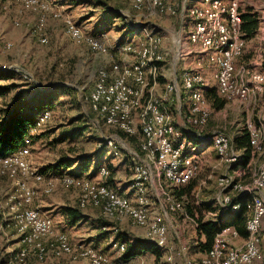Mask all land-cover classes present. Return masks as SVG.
I'll return each instance as SVG.
<instances>
[{"label": "rangeland", "instance_id": "obj_1", "mask_svg": "<svg viewBox=\"0 0 264 264\" xmlns=\"http://www.w3.org/2000/svg\"><path fill=\"white\" fill-rule=\"evenodd\" d=\"M41 1L43 5L27 9L19 0H0V69L11 71L3 80H0V85H14L8 93L0 97V107L12 104L19 92L28 91L24 95L26 105L30 101L37 100L39 103L42 102L41 106H38L41 107V111L46 110L40 116L36 126L30 130L33 136V139L30 137V153L22 158V167L4 168L0 162V264H7L8 257L20 245L21 234L11 219L10 205L11 201H22V182L34 194L27 206L38 208L43 214L47 209L53 210L52 214L58 226V229L55 228L53 221L52 231L37 242L38 244L41 242L46 248L43 261H39L33 255L32 249V254L28 258L29 264H72L83 259L91 264L87 258L81 256V251L86 246L108 256V262L104 264H115L111 262L117 260L120 264H129L123 259L126 249L124 253L119 254L115 250L117 247L115 246V249L112 247L116 243H124L127 248V243L104 238L108 235L110 238H115L118 230H126L133 235L131 224L128 223V226L123 222L129 217L108 218L102 213L100 205L94 203L83 205L86 187L92 182L100 184L104 182L94 181L90 177L89 180H92L88 181L73 172L86 171L91 167L94 172L107 176L111 174L110 166L115 167L122 162H130L132 170L127 168L130 163H124V167H119L115 177L117 181L125 182L133 171V177L129 182L134 184V167L142 165L141 159L151 167V176L153 169L159 172L140 151L141 132L138 131L134 135L138 138L136 145L131 138L125 137L121 130L109 126L98 118L86 99L101 70L110 69L114 63L135 60V53L125 51L128 45L130 43L137 45L135 48L137 50L151 35L161 37L162 51L163 54L165 53L164 62L160 64L162 65L161 75L157 78L153 92L157 96H164L167 85L178 79L179 92L174 93L173 99L170 96L169 101L164 102V107L168 110L166 113L172 117L170 120L179 130L184 131V137L190 143L188 145L190 154L202 161L201 169L191 182L194 187L191 193L178 195L182 188L169 187L173 196L184 202L188 215L194 214L204 220H215L221 211L219 206H223L220 194L226 189L222 179L226 178L227 174L240 187L254 189L258 167L264 162V133L261 132L256 140L258 143H254L248 167L241 173H234L230 168L231 165L228 166L226 158L217 153L210 140L200 141L188 132L202 129L201 133H204L205 137L215 133L230 136L228 138H232V153H240L233 145V138L244 128L247 130L248 122L257 128L264 122V91L247 100L226 98L227 102L221 109H215L208 100L206 108L209 119L202 128H197L188 122L189 113L186 110L192 104L189 97L184 103L180 98L182 86L179 83V76L181 72L183 75L185 69H198L204 76L206 90L215 89L217 92L218 80L215 76V67L209 63L198 64L196 60L197 56V58L202 56V52L199 44H194L189 39L190 20L187 17V9L191 5H196L205 16L214 13L213 17L218 19L222 17L220 11H214L215 9L213 10L210 3L205 0H165L166 6L162 8L152 6L150 1L146 0L141 9H134L131 0ZM241 1L243 11L252 10L259 15L260 25L255 37L243 41L242 52L234 60L233 75L239 84H254L258 76L264 77V0H224L226 6L232 2L238 4L239 20ZM168 6L176 10V13H172ZM224 17L228 18L227 15ZM43 21V27L38 29L39 23ZM74 25L80 26L85 38L99 39L98 41L107 48V51L98 52L87 40L75 41L70 33ZM186 41L190 42L187 48L184 45ZM203 60L206 61L205 56ZM236 73L239 76L244 75V79L250 76L251 81L241 82ZM46 90L56 92L47 100L48 103L42 99V94ZM27 112L37 114L38 110L28 107ZM194 140L197 141L194 142ZM259 143L262 146L261 149L258 148ZM199 144L201 149L197 148L198 151L196 146ZM206 148L210 151L202 156L201 151ZM213 150L215 153L211 152ZM70 168L72 171H65ZM55 170L63 171L54 172ZM39 173L44 175V181L35 180L33 174ZM55 174L64 175L56 178ZM149 183L146 184L149 186ZM62 187H76L74 198L70 201L73 206L77 204L78 198L81 208L93 205V207H99L100 211L86 210L85 212L90 214L87 223H82L74 229L64 228V224L61 223L62 217L58 215L62 206L56 203L57 198L61 197ZM170 190L164 188V191L169 193H171ZM236 192L232 190V195ZM164 195L161 193L157 198H160L159 203L162 204L163 209H166L167 202L170 206V201L165 193ZM249 209L251 212L250 205ZM171 211H168L167 216L171 218L172 225L169 226L165 241H169L170 245L174 246L173 264H186L185 261L191 258H193L190 260L191 264H204L203 257L198 259L199 255H195L199 252L190 249V246L199 238L196 221H191L192 218H187L182 212ZM160 212L163 213L164 210ZM166 221L168 222L167 219ZM130 223L139 227L133 221ZM166 227L168 228L167 225ZM140 228L145 230L147 238L153 239V234L148 227ZM100 232L104 237L98 236ZM104 232L106 233L103 234ZM59 234L66 236L72 245V253L65 254L59 251L57 241ZM262 236L264 238V230H262ZM91 242L97 247L90 245ZM109 242L113 251L111 254L105 248ZM166 245V242L158 245L164 252L160 258L148 254L139 258L138 264H157L156 261H161L162 257H164L162 260H167L169 251H173V248L168 245L169 248L163 249ZM243 245L234 247L241 248Z\"/></svg>", "mask_w": 264, "mask_h": 264}, {"label": "bare ground", "instance_id": "obj_2", "mask_svg": "<svg viewBox=\"0 0 264 264\" xmlns=\"http://www.w3.org/2000/svg\"><path fill=\"white\" fill-rule=\"evenodd\" d=\"M146 0H131L134 9H141ZM152 6L164 7L165 0H148ZM210 3L213 10L222 14L221 18H214V13L206 15L196 6L191 5L187 9L189 18V39L194 44H199L202 55L206 61L216 68V78L218 80V92L224 98L247 100L252 96L261 94L264 91V77H257L254 84H239L235 81L233 75L234 60L238 57L244 45V38L240 30L239 6L236 2L230 5H224V0H205ZM27 9L43 5L41 0H19ZM166 6V5H165ZM168 8V7H167ZM172 13H176L171 7L168 8ZM176 9V8H175ZM227 15L226 19L224 16ZM236 15V18L233 16ZM40 22L38 29L43 27ZM239 23V24H238ZM71 36L77 42L87 40L89 44L100 53H105L107 48L98 40L91 37L85 38L80 26L74 25L71 29ZM44 42V40H42ZM244 41V42H243ZM130 43L125 50L128 53H135L136 59L112 64L110 69H103L91 92L87 94V101L91 110L109 126L115 127L121 132L134 136L138 131L142 134L140 151L145 154L147 160L157 168L165 184L171 187H180L188 184L195 174L199 171L200 165L195 157L187 150L186 143L180 139L181 132L176 125L167 116L164 102L170 99L171 83L167 85L166 94L157 96L153 89L157 83V78L161 75V66L164 62L162 51V39L157 35L148 36L147 41L140 45ZM227 58H231L229 64V78L231 84H235V90L232 85L226 84L224 76L228 71ZM182 87L188 92L192 102L189 107V121L191 124L203 127L208 122L209 113L206 108L208 102L205 94L201 89L204 80L195 70L185 69L182 75ZM155 114L163 117V135L165 146L170 148H181V153L172 156V161L164 159L163 154H159L156 149L152 148L156 134ZM250 132L253 145L256 143L260 131L257 133L251 124L247 125ZM212 144L221 157L226 158L228 164L236 162L232 159L231 140L225 135V142H221V135L216 134L212 138ZM184 146V147H183ZM30 140L26 139L24 146L17 151L9 154L4 158H14L22 154L25 158L30 153ZM258 148H262L260 143ZM239 156L238 154H236ZM1 158L0 162L4 168L12 166L22 167V158L13 159ZM3 169V168H2ZM38 182L44 181L42 173L33 174ZM264 177V162L258 167L254 189L240 187L230 177L232 190L237 194H248L251 196V212L246 222L248 232L244 245L236 248L230 244L228 238L225 240V233L219 234L215 240L212 250L203 256L204 264H243L245 255L251 254V250L256 247V238L258 248H261L263 241L262 221L260 204L264 206L263 195H256L255 190L262 189ZM227 178V177H226ZM226 178L222 181L225 182ZM148 170L142 169V165L134 167V184L133 186L140 191L137 202H132L128 197L120 195L113 188L105 184L92 182L86 187L85 197L82 204H98L102 213L108 218L129 217L139 227H148L150 232L163 243L167 239L168 228L161 223L150 221L147 209L148 200L144 195V188L148 182ZM88 181H91L88 179ZM23 195L22 201H11L10 209L12 210V220L20 232L21 246L13 251L8 257L7 264H29V256L35 255L39 260L46 256V248L39 242L41 238L49 234L53 229V220L50 216L43 214L38 208L27 206L32 200L33 192L25 184H21ZM46 191V190H45ZM171 192V191H170ZM170 201V210L182 212L187 218L184 202L176 199L172 192L164 191ZM171 194V195H170ZM224 205V204H223ZM229 205V204H228ZM237 209L239 206H234ZM33 209V212H32ZM33 213L36 217H34ZM38 217V218H37ZM192 220V219H191ZM42 222V224L40 222ZM223 240H225L223 242ZM58 249L61 253H72V245L65 235L59 234L57 237ZM223 242V244H222ZM125 246H120L123 252ZM81 256L87 258L91 264H104L108 258L101 252L92 247H85L81 251ZM6 262V261H5ZM118 264L117 262H111Z\"/></svg>", "mask_w": 264, "mask_h": 264}, {"label": "trees", "instance_id": "obj_3", "mask_svg": "<svg viewBox=\"0 0 264 264\" xmlns=\"http://www.w3.org/2000/svg\"><path fill=\"white\" fill-rule=\"evenodd\" d=\"M259 25H260V19H259V15L256 12H253L252 10H248L242 13L241 11L240 30L244 40L247 41V39H251L255 37L259 30ZM10 72H11L10 70L4 71L0 69V80H3L6 75L10 74ZM181 78H182V72L181 75L179 76V83L182 85ZM13 87L14 85H0V97L8 93ZM34 88L36 89V87H33V89ZM181 89L182 90H181L180 98L184 103V101L188 99V92H186L183 87ZM52 91L46 90V92H43L42 99L46 100V103H48L47 100L51 98L53 94L56 93ZM27 92L28 91L19 92L15 100H13L12 104L7 105L6 107H0V158H4L8 156L9 154L17 151L19 148L24 146L26 139L31 140L30 137L33 139V136L30 134V130L36 126L40 116L46 111V110L43 112L41 111V107L38 106L39 105L41 106L42 102L39 103L37 100L30 101L28 105H26L24 95ZM173 95L175 94L173 93L171 95V99H173L172 98ZM205 95L207 101L209 100L215 109L223 108L227 102L226 98H222L218 96L215 89L206 90ZM28 107L30 109L38 110L37 114L35 112L33 113L30 112L31 114L28 113L27 112ZM188 122H190L189 119ZM192 125L197 128H202L194 124ZM123 135L125 137L131 138L132 141L135 142L134 144L137 145L138 138L136 136H128L125 133H123ZM233 145L235 149L239 150L241 155L239 154L236 162L229 164L231 165L232 172L241 173L242 170H244V168L248 167V165L250 164L252 151H253L252 148H254L250 132L244 128V130L240 134L236 135V137L233 138ZM194 179L195 178H193L188 184L181 186L180 188L182 189L179 191L178 195H184V194L189 195L192 189L194 188L191 184V182ZM250 201H251L250 195L245 193L237 194L233 198L232 204H229L226 207L219 206V209L221 211L219 212L215 220L213 219L204 220V218L202 217H198L195 216L194 214H190L191 216L189 215V217L192 218V221H196L195 223L197 224V232L199 234L198 240L192 246H190V249L194 252L203 253V256L208 254L212 250L217 236L221 234L224 231V229L227 227H234L236 232L240 236L244 238L247 237L248 232L246 230V222L250 215V209H249V205L251 203ZM236 205L239 206L237 209H235L234 207ZM63 212L67 214L69 223L71 224H76L80 220L84 219V215H82L80 211L76 208L64 207ZM102 224H105V222H102ZM105 233L106 232H104L103 234ZM115 235H116L115 236L116 240L124 241L127 243V248L125 246L126 251L124 250L125 253L123 252L124 260L130 259L136 255L145 252L153 253L158 258H160L163 253L162 249L158 246L159 244L157 245L154 240L147 238L146 236L145 237L149 240L134 236L135 237L134 240L130 242L129 235L124 230H118Z\"/></svg>", "mask_w": 264, "mask_h": 264}, {"label": "crops", "instance_id": "obj_4", "mask_svg": "<svg viewBox=\"0 0 264 264\" xmlns=\"http://www.w3.org/2000/svg\"><path fill=\"white\" fill-rule=\"evenodd\" d=\"M166 2V1H165ZM169 7H171V6H168V8ZM190 7V6H189ZM188 7V8H189ZM172 8V7H171ZM241 11H242V13H244V12H246L245 10L243 11V7H242V1H241ZM188 14V13H187ZM188 16V15H187ZM179 42H181V41H179ZM188 44L190 45V42L189 41H186L185 42V48H187V46H188ZM165 54V53H164ZM198 57V56H197ZM196 57V60H198L197 62H198V64H202V63H208L207 61H205V60H203V55L202 56H200L199 58H197ZM209 65V64H208ZM210 66V65H209ZM198 67V66H197ZM236 68V67H235ZM191 70H195V69H191ZM244 70V69H243ZM196 72H198L201 76H202V78H203V80H204V82H205V79H204V76L202 75V73L197 69V70H195ZM236 71L238 72V73H240L239 72V70H237V68H236ZM235 71V72H236ZM215 72L217 73V70H216V68H215ZM237 74V73H236ZM238 75V78H239V80L241 81V82H248V81H251V78H250V76H246L247 77V79H244V75L243 76H239V74H237ZM216 76V75H215ZM214 76V77H215ZM204 82H203V84H202V89H204V91H203V93L204 94H206V88H205V86H204ZM218 82V81H217ZM246 84H251V83H246ZM205 85H206V82H205ZM182 86V85H181ZM217 87H218V84H217ZM179 85H178V92H179ZM156 94V93H155ZM217 94H218V96H220L221 97V95L219 94V92H218V89H217ZM206 96V95H205ZM188 97H189V94H188ZM223 97V96H222ZM189 99H190V97H189ZM188 109H189V107H188ZM188 109H187V113H189V111H188ZM165 110H166V112L168 111L167 109H166V107H165ZM168 114V113H167ZM168 116H169V118H172V117H170V115L168 114ZM186 116V115H185ZM189 118H190V116H189ZM248 124H251L252 125V123L251 122H248L247 123V125ZM256 127V129L258 130V131H260V132H262V133H264V122L263 123H261V126H259L258 128H257V126H255ZM262 127V128H261ZM181 131V137H180V139H182V140H184V142L186 143V146H187V150H188V152H190V148H189V146L188 145H190V143H188V141H187V139L184 137V131H182V130H180ZM202 132V129L201 130H198V131H196V132H188L189 133V135H193V136H195V138L197 137L198 138V140H200V141H205V140H210L211 142H212V138H213V136L214 135H216V133L214 134V135H209L208 137H205L204 136V134H199V133H201ZM211 137V138H210ZM228 137H230V136H228ZM231 139V145H232V138H230ZM195 141H197V140H194V142ZM194 142H193V144H194ZM207 143V142H206ZM202 144V143H201ZM201 149V145L199 144V145H197L196 146V149ZM233 148V147H232ZM197 149V150H198ZM199 151V150H198ZM208 151H210V149L209 148H206L205 150H202L201 151V155L203 156V155H205V152H208ZM212 153H215V151L213 150V151H211ZM218 153V152H217ZM236 153H238V152H236ZM238 154H240L241 155V153H238ZM221 156V155H220ZM132 159V158H131ZM195 159L198 161V163H199V165H200V168H199V170L201 169V165H202V161H201V159L200 158H196L195 157ZM124 163H130V162H122L119 166H115V167H112V166H110V168H111V170H110V175H107V176H104V175H101L100 174V172H94V169L92 170L91 169V167L89 168V169H87L86 171H82V172H73V174H75V175H79V177H81V178H85L86 180H88L89 179V177L90 178H92V179H94V181L95 180H98V181H102V182H104V183H106L107 185H109V187H111V188H113V189H115L120 195H122V196H126V197H128L132 202H137V198H138V195L140 194V191L139 190H137L136 188H134V186H133V182H129V181H131V179H132V177H133V171L128 175V180H126L125 182H122V181H117L116 180V172H118L117 170H119V167H124ZM130 165H132L131 163L129 164V166H127V168L129 167V169L131 168V166ZM229 165V164H228ZM108 167V166H107ZM230 167V166H229ZM109 168V169H110ZM231 168V167H230ZM104 169V168H103ZM125 171H127L126 169H124ZM131 170H132V168H131ZM58 172V171H63V170H55L54 172ZM66 172L68 171H72L71 170V168L70 169H67V170H65ZM64 171V172H65ZM65 172V173H66ZM62 175H64V174H55L54 175V177H56V178H59V176H62ZM91 179V180H92ZM150 182V183H149ZM149 182H147V184L149 183V186L146 184V186H145V188H144V195L146 196V198H147V200H148V204H147V209H148V212H149V218H150V221H152V222H154V223H163V224H166L167 226H168V230L170 229V224L172 225V221H171V218L170 217H166V212H167V214H168V211H171L170 209H169V205H168V202H167V207H166V209L164 208L163 209V206H162V204L161 203H159V202H161V200H160V198H157V196L158 197H160V195H161V193L164 195V188L165 189H168V190H170V188L169 187H171L169 184H165L164 183V181H163V179H162V176H161V174L157 171V170H155V169H153V173H152V176H151V179L149 180ZM181 187V186H180ZM62 189H63V191L61 192V197H59V198H57V202L56 203H59V205H61L62 207H61V211H60V214H58V215H61V217H62V221H61V223H63L64 225V228H66V229H74V228H76L77 226H79V225H81L82 223H87L88 221H89V217H90V214H88L87 212H85L86 210H93V211H97V212H99L100 210V208L98 209V208H96L97 206H94L93 207V205L92 206H87V207H85V208H81L80 207V205L78 204V198H77V204L75 205V206H73V204H71V202L70 201H72L71 199H73L74 198V194H75V192H74V190H76V187H73V188H71V187H62ZM171 191V190H170ZM147 193H148V196H147ZM77 195L79 196V193H77ZM165 196V195H164ZM151 199V204H150V199ZM157 202H156V201ZM167 200V199H166ZM221 203V202H220ZM223 205V204H222ZM224 206V205H223ZM64 207H73V208H76V209H78L79 211H80V213L82 214V215H84V219H82V220H80L78 223H76V224H71V223H69V220H68V216H67V214H65L64 212H63V208ZM159 208L161 209V210H164V212L162 213V212H160L161 210H159ZM171 212H176V211H171ZM45 214H50V216H52V218H53V221H54V225H55V228H57L58 229V226H57V224H56V219L54 218V216H53V210H50V209H47L46 210V212H44ZM166 219L168 220V222L166 221ZM192 221V220H191ZM124 223H126L128 226H129V224H131V228H132V231H133V235H131L129 232H127L126 230H124V231H126L127 233H128V235H129V240H130V242H132L133 240H134V238L135 237H143V238H145V230L143 229V228H140V227H137V226H134L133 225V223H130L131 222V220L129 219V218H126L124 221H123ZM57 223H60V222H57ZM129 223V224H128ZM169 224V225H168ZM262 230H264V220L262 221ZM227 231V238H228V240L230 241V244H232L233 246H237V247H239V246H242L243 244H244V241H245V238L244 237H242V236H240L237 232H236V230H235V228L234 227H227V228H225L224 229V233ZM142 233V234H141ZM98 236H101V237H104V236H102V233L100 232V234L98 235ZM109 236V235H108ZM108 236H106V237H104L106 240H110V241H112V240H114L115 238H110V236L108 237ZM135 236V237H134ZM46 237V236H45ZM153 237V239L155 240V242L157 243V244H159V245H163L165 242H163V243H161V242H159L158 241V239L153 235L152 236ZM152 239V240H153ZM110 243L111 242H109L108 244H107V247H105L106 249H107V252L109 253V254H111V253H113V251H112V249H111V247H110ZM90 245H92V246H96L95 244H92V242L90 243ZM112 245V244H111ZM121 245H124V243L123 244H119V243H116L115 245H113L112 247L114 248L115 246L117 247V249H115L119 254H122L121 253V251H120V246ZM261 245H262V243H261ZM19 246H21V243H20V245ZM125 246V245H124ZM97 247V246H96ZM164 248H169L168 247V244L165 246V247H163V249ZM262 250H263V252H264V238H263V245H262ZM120 251V252H119ZM164 253V252H163ZM170 253H172V254H170ZM148 254H151V255H153V256H155L156 257V255L155 254H153V253H150V252H145V253H142V254H140V255H136V256H134V257H132V258H130V259H126V260H124L125 262H127V263H129V264H138V262H139V258H142V256L144 257L145 255H148ZM196 256H198V259L202 256L203 257V254L201 253V252H199V253H197V254H195ZM108 257V256H107ZM148 257V256H147ZM37 258V257H36ZM164 257H162L160 260L161 261H156L157 262V264H173V262H174V258H173V251H169V255H168V257H167V260H162ZM38 259V258H37ZM39 260V259H38ZM113 260H116V259H113ZM189 261L190 260H193V258H191V259H188ZM39 261H43V260H39ZM118 261V260H117ZM116 261V262H117ZM118 264H120V262L118 261L117 262ZM72 264H88V262L85 260V259H83V260H81V261H79V262H72Z\"/></svg>", "mask_w": 264, "mask_h": 264}, {"label": "built area", "instance_id": "obj_5", "mask_svg": "<svg viewBox=\"0 0 264 264\" xmlns=\"http://www.w3.org/2000/svg\"><path fill=\"white\" fill-rule=\"evenodd\" d=\"M182 5H183V3H182ZM181 11H182V7H181ZM181 11H180V17H181ZM233 16L236 18V15H233ZM230 60H231V58H227L228 71L226 72V75L224 76V81L226 84L232 85V90H235V84H231V78H229ZM258 79H259V76H258ZM175 80H176V82L171 83V90H170L169 96H171L175 92L178 93V79L176 78ZM153 119L156 120V134H155L154 142L151 143L152 148L156 149L159 152V154H163L166 162L172 161V156H176V155H178V153H181V148H170L169 146H165L164 135H163V128H164L163 117H160L159 114H155ZM253 129L257 133L256 127H253ZM199 134H204V133H199ZM220 135H221V142H225V134H220ZM257 143H255V144H257ZM16 158H22V154L18 155V157H14V158H4V160L5 159H13V161H16ZM140 159H141V157H140ZM232 159H238V156L236 154L232 153L231 160ZM141 162H142V169H148V177H151V167L148 166V164L142 159H141ZM228 166H230V164ZM255 192H256V195H263V197H264V177H263L262 189L255 190ZM220 196L222 198V203L224 204V206H228V204H232L233 198L235 196L232 195V188L230 185L229 174H227V178H226V189H224L221 192ZM32 212H33V209H32ZM260 212H261V221H263L264 220V206H261V204H260ZM33 215H34V217H36L34 213H33ZM166 217H167V212H166ZM40 223L42 224V222H40ZM226 239H227V231L225 232V240ZM225 240H223V242ZM164 242H166L168 245H170L169 241H164ZM223 242H222V244H223ZM171 248H173V258H174V254H175L174 246H171ZM178 254H180V252H178ZM185 263L191 264V261L186 260ZM243 264H264V252H263L262 248H258L257 238H256V247L253 250H251V254L245 255Z\"/></svg>", "mask_w": 264, "mask_h": 264}]
</instances>
